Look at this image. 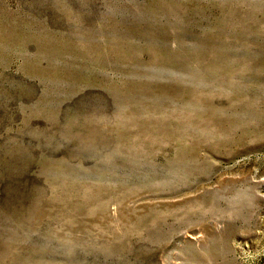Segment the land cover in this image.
<instances>
[{"label":"rangeland","instance_id":"obj_1","mask_svg":"<svg viewBox=\"0 0 264 264\" xmlns=\"http://www.w3.org/2000/svg\"><path fill=\"white\" fill-rule=\"evenodd\" d=\"M0 264H264V0H0Z\"/></svg>","mask_w":264,"mask_h":264},{"label":"bare ground","instance_id":"obj_2","mask_svg":"<svg viewBox=\"0 0 264 264\" xmlns=\"http://www.w3.org/2000/svg\"><path fill=\"white\" fill-rule=\"evenodd\" d=\"M236 255V254H235Z\"/></svg>","mask_w":264,"mask_h":264}]
</instances>
